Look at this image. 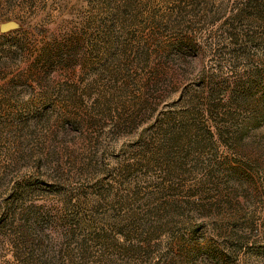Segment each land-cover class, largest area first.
<instances>
[{"label":"rangeland","instance_id":"1","mask_svg":"<svg viewBox=\"0 0 264 264\" xmlns=\"http://www.w3.org/2000/svg\"><path fill=\"white\" fill-rule=\"evenodd\" d=\"M0 264H264V0H0Z\"/></svg>","mask_w":264,"mask_h":264}]
</instances>
